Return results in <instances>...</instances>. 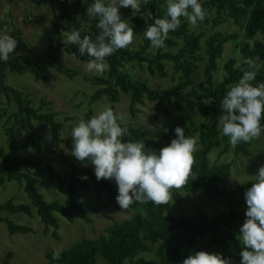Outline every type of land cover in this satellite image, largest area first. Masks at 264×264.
Listing matches in <instances>:
<instances>
[{"label": "trees", "instance_id": "16d2710c", "mask_svg": "<svg viewBox=\"0 0 264 264\" xmlns=\"http://www.w3.org/2000/svg\"><path fill=\"white\" fill-rule=\"evenodd\" d=\"M7 1L11 3L13 0ZM22 1L36 9L50 8L54 18L46 24L44 31L49 37L44 59L38 54L35 45L22 40L21 32L10 30L7 33L18 43L7 61L0 60V94L7 100V107L2 108L0 119L5 117L2 125L8 141L18 137L22 139L20 146L23 149H35L38 153H43L44 145L36 123L45 122L51 136L50 151L64 169V177L40 160L12 155L0 149V186L12 181L22 183L27 198V203H15L13 198L7 199L0 203V211L30 215L34 208L45 229L52 227L55 234L59 226L56 214L69 222L74 217L90 221L86 205L72 196L77 190L92 188L103 194L114 209L130 213L131 216L112 221L96 238L82 239L61 250L58 260L53 259V250L46 252L44 256L47 264H98V260L103 264H182L187 256L197 251L214 252L231 263L240 264L243 246L237 236L246 219L244 194L256 182V178L228 189L224 182L230 177V163H210L209 157L213 149L221 148V152H225L231 146L229 137L222 135L218 126L219 117L223 114L220 102L230 87L242 77V69L256 72L251 82L253 85L264 82V0H199L207 13L205 19L198 22L200 26L211 21L212 12L216 14L212 18L213 23L221 20L222 13L234 24L245 17L241 44L236 45L239 59L229 58L225 61L218 79H215L217 59L221 57L225 44L238 40V34H210L202 41L203 33L188 27L187 20L182 17L179 27L169 32L165 47L153 49L144 31L155 19L166 17V0H149L147 4H141L139 13L131 16L129 26L133 28L134 36L141 35L140 43L136 47L116 50L106 57L108 70L103 75L97 74L90 78L98 87L89 94V103L105 96L108 108L114 111V104L123 94L129 96V110L132 113L136 104H143L147 100L154 103V121H159L161 114L170 119L169 125L155 139H150L141 127L126 122L129 134L122 138V142H143L145 151L153 150L158 154L161 148L176 138L177 126L184 129L187 137L197 136L191 175L182 188L171 189L169 203L157 206L150 202H134L126 210L120 209L116 202L118 186L115 180L98 181L90 162H80L71 155L72 137L60 136L61 123L56 120L54 113L44 109L48 104L41 99L39 105L34 107L26 94L5 83L8 74H30L47 81L51 77L49 68L70 78L76 76L77 73L71 67L57 58V53L66 51L79 59H90L79 53L78 45L64 44L63 39L72 30L80 31L82 37L87 35L95 39L99 33V17H91L86 13L94 0ZM205 57L207 61L202 67V80L194 85L193 74ZM246 58L254 61V69H249L243 63ZM165 62L172 65L170 78L173 84L160 89L150 87L146 79L133 76L129 70H125L129 64L143 65L150 76L158 74L162 77L167 75ZM237 64L240 67H236ZM11 102L15 103L14 110L8 109ZM170 104L172 112L169 110ZM90 113L91 110L86 113L87 118H90ZM198 115L203 118L201 122H197ZM261 125L264 127V117ZM249 146L250 142L241 141L231 147L234 155H246ZM40 169H45L50 177L55 175L59 179L60 187L69 197L67 202L56 198L47 200L40 192L39 178L32 172ZM83 176L87 179H82ZM199 189L208 199L221 200L224 209L212 215L202 210L190 215L171 213L172 202L181 200L180 190L195 195ZM0 221L5 223L9 235L30 231L28 226L17 224L11 218L2 216ZM152 248L154 261L144 256Z\"/></svg>", "mask_w": 264, "mask_h": 264}, {"label": "rangeland", "instance_id": "374dc122", "mask_svg": "<svg viewBox=\"0 0 264 264\" xmlns=\"http://www.w3.org/2000/svg\"><path fill=\"white\" fill-rule=\"evenodd\" d=\"M7 2V0H0V36L7 34L10 30L21 32L22 40L25 43L35 45L38 54L44 59L47 52L46 42L49 38L44 31L46 24L54 18V13L50 8L36 9L33 5L25 4L22 0H13L11 3ZM119 12L121 18L130 26L131 8L121 7ZM214 16L216 14L212 12L211 21L208 20L201 26L197 25L193 27L188 22L187 24L191 29L203 33L202 41L210 34L233 32L238 34V40L225 44L221 57L217 59L218 69L215 73V79H218L222 73L220 68H222L225 61L229 58L239 59L236 45L241 44L245 17H242L238 24H234L228 20L225 13H222L221 20H218L216 23L212 22ZM140 41L141 35L134 36L133 42L129 46L136 47ZM57 58L66 66L71 67L77 73L76 76L70 78L49 68L51 77L47 81H42L30 74H8L5 77V83L26 94L31 101V105L34 107L38 106L40 100L43 99L48 104L44 109L54 113L56 120L61 123L60 136L68 138L71 136L73 127L79 121H87L105 108H108V101L103 96L97 101L89 103V94H92L98 86L90 80L91 77L97 74L85 70L87 60L79 59L66 51L58 52ZM206 61L207 58L205 57L200 63V68L194 72L192 77L194 85L202 80V67ZM165 64L167 75L162 77L158 74L150 76L143 65L129 64L125 70H129L133 76L146 79L150 87L160 89L173 84L170 78L172 65L168 62H165ZM129 100L128 95L121 94L119 101L114 104V111L125 114L127 118L126 122L132 126L141 127L150 139L158 137L161 131L169 125L170 119H166L163 114L160 115L159 121L153 120V102L144 100L143 104H136L132 113L129 110ZM5 107H7L6 97L0 94V112ZM8 109L14 110L15 103H9ZM89 110H91V115L90 118H87L86 113ZM169 110L170 112L173 111L171 104L169 105ZM4 119L5 117L0 119V149L12 155L40 160L56 169L58 174L64 177V169L50 151L49 131L45 122L36 123L37 130L43 137L42 141L44 145L43 153H38L35 149H23L20 146L22 139L18 137L14 141H8L4 133V126L2 125ZM202 120V116L198 115L197 122H201ZM10 123L11 121L8 122V124ZM189 137L197 140L196 135ZM209 161L210 163H230V177L224 182L228 189H234L237 185L256 178L259 167L264 165V132L261 133L259 139L250 142L246 155H234L230 146L225 152H221V148L213 149ZM32 172L39 178L38 188L47 200L56 198L61 202L68 201L69 197L64 188L60 187L59 179L55 175L50 177L45 169L32 170ZM180 195L181 200L178 203L172 202V214L190 215L202 210L212 215L224 209L221 200L208 199L202 189H199L195 195L186 194L180 190ZM72 197L86 205L90 221L86 222L78 217H74V220L69 222L61 215L56 214L59 226L55 234H53L52 227L45 229L36 216L34 208H32V214L30 215L22 213L11 214L7 211H0V217L11 218L15 223L26 225L30 228V231L25 234L9 235L5 223L0 221V264H47L44 256L46 252L53 249H66L82 239L96 238L104 232V229L112 221H119L131 216L130 213L114 209L105 200L103 194L94 191L92 188L86 191L77 190ZM10 198H13L15 203H27L22 183L12 181L0 186V203ZM144 256L150 260L155 259L154 248H152L150 253H145ZM97 263L103 264L101 260H98Z\"/></svg>", "mask_w": 264, "mask_h": 264}, {"label": "clouds", "instance_id": "9594fccd", "mask_svg": "<svg viewBox=\"0 0 264 264\" xmlns=\"http://www.w3.org/2000/svg\"><path fill=\"white\" fill-rule=\"evenodd\" d=\"M149 0H94L86 10L91 17H99V33L93 40L80 31L72 30L63 39L64 44L78 45L81 55L90 59L85 70L103 75L108 70L106 57L116 50L127 48L134 38L133 28L121 18V7L131 8L132 15L139 13L141 4ZM190 9V11H189ZM207 13L199 0H166V17L155 19L144 31L153 49L165 47L170 31H175L181 18L195 27ZM18 41L10 35L0 36V60L7 61L14 53ZM249 69L256 67L250 58L243 60ZM236 67H240L239 64ZM239 81L230 87L220 102L223 114L218 126L221 134L229 137L235 147L259 139L264 127V82L253 85L256 72L243 70ZM126 115L105 108L89 120H81L71 132V155L80 162L94 166L96 179L115 180L118 186L116 202L120 209H128L134 202L166 205L171 199V189H180L191 175L197 151V141L185 135L182 127L175 128L176 138L159 150L145 151L143 142H122L129 134ZM123 125V126H122ZM51 139V136H48ZM87 179L86 176L81 177ZM246 219L239 228L237 239L242 243L240 264H264V165L256 174V182L245 192ZM167 215V214H166ZM61 249H53V259L58 260ZM182 264H231L217 253L197 251L187 256Z\"/></svg>", "mask_w": 264, "mask_h": 264}]
</instances>
